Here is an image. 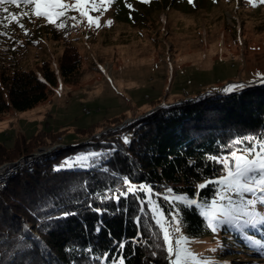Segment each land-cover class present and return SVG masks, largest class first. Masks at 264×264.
<instances>
[{"label": "trees", "instance_id": "trees-1", "mask_svg": "<svg viewBox=\"0 0 264 264\" xmlns=\"http://www.w3.org/2000/svg\"><path fill=\"white\" fill-rule=\"evenodd\" d=\"M184 1L166 0L165 8L181 9ZM70 25L67 22L66 31L58 32L57 28L51 31L52 40H62L64 47L56 73L48 62H42L35 72L0 56V115L32 110L47 100L58 80L67 84L75 81L81 57L69 39L70 28L74 32L77 27ZM160 103L159 99L149 102L152 105L149 110ZM116 122H108L110 125L102 130L97 123L82 129L91 130L77 142L80 144L71 143L68 148L44 156L32 172L18 173L0 190V264H98L97 258L104 252L115 255L113 242L121 240L127 241L123 253L126 264H166L163 249L155 248L157 229L149 219L141 220L145 243H131L137 234L134 217L140 215L136 198L129 196L117 204L101 202L97 194L106 188L118 190L124 177H129L133 184L151 185L164 196L169 193L167 189H172L170 194L183 200L196 199L197 205L168 204L163 196L154 198V204L159 205L166 217L173 210L178 212L187 235L210 234L198 212L199 205L213 199L214 185L199 192L196 186L210 177H218L221 166L210 163L206 157L227 151L226 146L233 139L264 133V84L255 83L230 94L217 92L182 100L160 106L133 121ZM125 137L130 143L123 142ZM2 143L0 164L34 149L24 147L8 154ZM113 146L116 151L98 161L102 167L54 171L79 150L107 153ZM95 208L106 211L98 214ZM65 211L77 214L49 219ZM149 216L145 211L144 217ZM98 225L101 231L97 234L94 229ZM253 233L258 234L256 229L243 235L236 231L234 238L245 244ZM159 242L162 243V238ZM152 251L157 252L155 258Z\"/></svg>", "mask_w": 264, "mask_h": 264}, {"label": "rangeland", "instance_id": "rangeland-1", "mask_svg": "<svg viewBox=\"0 0 264 264\" xmlns=\"http://www.w3.org/2000/svg\"><path fill=\"white\" fill-rule=\"evenodd\" d=\"M65 2L71 5L73 0ZM165 4L166 0L147 4L114 0L107 11L89 13L99 19L100 27H89L87 18L74 10L56 25H49L31 15V4L19 8L6 4L11 12L28 15L20 18L23 29L11 20L3 21L8 27H0V56L35 72L42 62H48L56 73L64 47L62 40H52L51 31H66L70 22L77 28L72 32L68 26L69 39L81 57L73 83L58 80L47 100L36 108L0 115V141L8 154L24 147L34 148L27 155L55 148L48 155L71 143L80 144L77 142L91 130L82 129L92 124L102 130L108 122L124 124L154 111L156 107L149 110L151 101L159 99L163 107L221 93L237 84L253 85L264 77V4L260 0H253L255 6L247 0H193L192 4L186 0L181 2L182 10L166 9ZM73 16L75 20L68 19ZM62 22L64 26L58 27ZM86 153L79 150L68 160ZM165 196L168 204L183 200L170 193ZM201 209L230 211L218 197L199 205ZM256 230L258 234H251L245 244L237 243V230L226 226L216 234L210 230V234L196 237L187 235L182 227L172 237L191 238L186 247L197 262L264 264V226Z\"/></svg>", "mask_w": 264, "mask_h": 264}, {"label": "snow or ice", "instance_id": "snow-or-ice-1", "mask_svg": "<svg viewBox=\"0 0 264 264\" xmlns=\"http://www.w3.org/2000/svg\"><path fill=\"white\" fill-rule=\"evenodd\" d=\"M140 3H149L150 0H139ZM249 4H253V0H247ZM114 3V0H73L70 5L65 0H0V27L7 28L4 20H11L16 23L20 28H24L21 24L20 18L28 15L27 12H11L5 5H14L19 8L21 4L33 6L31 15L36 18H43L47 24L56 25L61 17H64L69 10L77 11L81 17H86L88 26L100 27L99 19L93 17L89 13L92 11L101 12L107 11ZM189 4L193 0H188ZM264 4V0H260ZM99 4L101 7H96ZM253 6H255L253 4ZM130 7V5L128 6ZM68 19L75 20V17H68ZM112 21L109 20L108 24ZM58 27H63L62 22ZM25 35L27 32L25 31ZM253 83L264 84V77H260ZM245 85L237 84L223 89L226 94H230L236 90L243 89ZM125 144L130 143L127 137L123 138ZM227 151H222L220 155H209L206 159L210 163L220 165V175L210 177L207 181L197 185V192L207 188L209 185H214L213 198L218 197L221 202H226L230 211H217L209 213L201 209L198 212L202 219L204 226L216 234L220 231L222 226L232 227L243 235L248 229H256L258 226H264V133L259 136H245L243 138L233 139L226 146ZM116 148L113 146L108 149L107 153L93 152L86 153L80 156L73 157L72 160H64L62 164L55 168L58 170H92L96 167H102L98 161H102L106 155L115 152ZM191 166V165H189ZM105 172L109 169L104 168ZM122 187L116 191L111 188H106L102 193L97 194L101 202L113 201L119 203L120 199H127L133 196L140 204V215L134 217V223L137 227V234L132 238L131 243L141 245L145 243L142 239L141 220L149 219L157 229V243L155 248L163 249L165 253L166 264H208L207 261H196L195 254L188 251L186 245L190 242L189 237H180L173 239L172 232H179L182 228L183 222L179 218V213L173 210L167 214L159 208L158 204H153L154 198L163 196L168 200V196L162 193H156L151 185L146 183L133 184L129 177H124L122 180ZM171 193L172 189H167ZM177 205L187 203L189 207L197 205V200L187 198L186 201L174 200L172 201ZM207 204V201H205ZM55 207V205H51ZM147 206V207H146ZM91 208L92 205L89 204ZM224 207V204H221ZM98 214H102L106 209H93ZM127 211V209H125ZM147 211L150 216L144 217ZM75 212H62L59 217L67 218L71 215H76ZM94 231L98 234L101 227L98 225ZM162 238V243L159 241ZM251 243L258 244L259 241H250ZM116 246L115 255L109 252H104L97 258L98 264H126V257L123 255L127 241H114ZM213 252L216 249L212 250ZM152 257L157 256L156 251H152ZM111 257V259H109Z\"/></svg>", "mask_w": 264, "mask_h": 264}, {"label": "built area", "instance_id": "built-area-1", "mask_svg": "<svg viewBox=\"0 0 264 264\" xmlns=\"http://www.w3.org/2000/svg\"><path fill=\"white\" fill-rule=\"evenodd\" d=\"M51 150H41L31 154L30 156H23L18 161L0 164V190L3 189V187L9 183V181L18 173L22 171L32 172L35 168V165L39 163V161H41V159Z\"/></svg>", "mask_w": 264, "mask_h": 264}, {"label": "water", "instance_id": "water-1", "mask_svg": "<svg viewBox=\"0 0 264 264\" xmlns=\"http://www.w3.org/2000/svg\"><path fill=\"white\" fill-rule=\"evenodd\" d=\"M159 106H161V105H159ZM159 106H157L156 108H158ZM156 108H155V109H156ZM30 155H31V154H30ZM30 155H27V156H30ZM24 157H25V156H24Z\"/></svg>", "mask_w": 264, "mask_h": 264}]
</instances>
